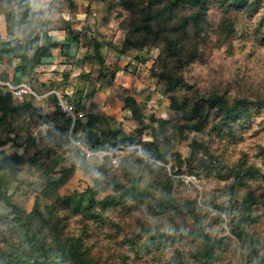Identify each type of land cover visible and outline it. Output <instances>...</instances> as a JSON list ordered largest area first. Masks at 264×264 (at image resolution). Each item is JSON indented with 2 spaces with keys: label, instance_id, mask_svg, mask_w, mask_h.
<instances>
[{
  "label": "trees",
  "instance_id": "16d2710c",
  "mask_svg": "<svg viewBox=\"0 0 264 264\" xmlns=\"http://www.w3.org/2000/svg\"><path fill=\"white\" fill-rule=\"evenodd\" d=\"M17 1L19 9L14 0H0V14L5 18L8 36L24 40L39 28L42 45L33 51L29 63L22 62L0 74L2 80L12 85L24 82L25 69L35 73L42 59L61 45L49 34L51 26L45 23L44 13L31 8L32 0ZM86 1H102L109 10L118 9L116 13L120 17L129 13L121 51L147 47L160 50L150 67V75L163 85L162 93L170 99L173 116L149 113L141 102L128 95L125 107L137 120L148 119L150 123L137 127L134 134L119 138L120 131L106 117L86 112L76 122V135L85 136L86 129H95L100 133L95 148L111 150L117 144H124L131 146L128 154L118 164L112 163L109 155L95 166L84 157L75 159L69 166L60 168V175L36 193L30 211L13 205L10 183L16 180L17 187L23 183L18 179L23 165L40 169L38 166L45 162L41 159L43 151L37 150L29 158L13 153L1 159L0 202L11 205L12 210L0 213V220L4 221L12 213L15 215L0 239V264H99L87 241L88 222L103 226L107 221L112 223L110 211L127 214L139 209L149 215L166 216L173 223L171 229L141 227L126 237L131 249L139 253L141 249L161 252L170 244L189 241L191 246L187 250L174 248L164 264H223L231 241L236 239L239 264H264V237L259 230L263 216L256 212L264 204V95L231 94L217 88L203 90L187 79L190 66L205 58L208 39L215 37L214 45L218 48L232 43L241 17L258 16L253 36L259 44H264V0ZM214 7L219 10L216 24L209 18V11ZM35 16L39 17V23L34 27ZM63 47L66 51L68 44L64 43ZM100 48V41L94 38L92 55L101 65L100 83L103 84L112 80L120 67L108 66ZM14 97L8 86L0 90V147L11 141L15 143L10 135L15 129L9 117L23 104L16 105ZM82 99L83 94H76L70 100L77 108L84 109ZM61 115L64 126L60 131L66 136L70 120ZM85 118H88L86 122ZM147 128H153L149 136L145 135ZM51 132L52 129L48 130L47 135ZM190 132L194 133L190 152L183 156L173 149L171 135L184 140ZM249 138H253L254 151L242 149L237 158L224 157L218 147L221 144L226 150ZM51 156L48 153L47 158ZM174 159L178 174L195 173L217 184L224 182L225 187L219 188L227 196L226 200L214 201L208 194L201 201L197 197H179L173 175L167 168ZM77 169L85 175L68 183V176ZM239 187L246 191L237 203ZM102 192L107 193L98 197ZM210 208L217 212L205 222ZM78 215L84 223L81 232L71 231L70 220ZM226 218L227 226L221 225L219 229L221 235L213 233V225ZM126 257L122 256L118 264H128Z\"/></svg>",
  "mask_w": 264,
  "mask_h": 264
},
{
  "label": "crops",
  "instance_id": "0c3cea01",
  "mask_svg": "<svg viewBox=\"0 0 264 264\" xmlns=\"http://www.w3.org/2000/svg\"><path fill=\"white\" fill-rule=\"evenodd\" d=\"M31 8L35 12L44 13L45 23L51 26L49 34L53 40L61 42V45L54 48L50 56L42 59L41 64L35 68V73L29 68L25 69V81L20 84L28 85L33 92L28 91L14 97L16 105L23 104L17 113L9 117L15 129L10 132L15 143L11 141L0 149L11 146L13 153L23 154L28 158L41 150L42 160H55V164L60 163L61 166H69L75 159L84 157L81 150L71 149L68 134L65 136L60 131L64 126V118L54 93L56 90L65 93L72 100L76 94H83L82 106L85 111L106 117L110 125L120 131L117 136L119 138L130 134L127 131L128 124L135 123L137 128L150 123L148 119L137 120L125 104L128 95L138 103L152 102L149 95L153 87L147 71L152 66L153 58L146 55V50L121 51L126 27L123 25V17L117 16L115 9L109 10L102 1L89 3L86 0H32ZM35 19L39 23V17L35 16L32 26L35 25ZM0 37H9L3 14H0ZM94 38L101 43L105 63L111 67H120L114 78L103 84L100 83L101 65L92 55ZM64 43L68 44L66 51ZM32 55L33 53L31 57ZM22 62L25 61L18 58L0 62V74L9 72L11 67ZM0 81L1 90L9 81L2 80L1 77ZM87 120L85 118L83 121ZM40 128L43 135L38 137ZM50 129L52 132L47 135ZM149 130L151 134L153 128L145 130L146 136L150 135ZM48 153L52 155L49 159ZM103 159L94 157L85 158V161L95 166ZM69 180L72 179L67 178L68 183Z\"/></svg>",
  "mask_w": 264,
  "mask_h": 264
},
{
  "label": "rangeland",
  "instance_id": "374dc122",
  "mask_svg": "<svg viewBox=\"0 0 264 264\" xmlns=\"http://www.w3.org/2000/svg\"><path fill=\"white\" fill-rule=\"evenodd\" d=\"M110 3H113V1ZM110 3L108 2V4ZM14 4L17 6V9H19L17 0H14ZM116 11L119 12L118 9ZM120 13L122 14V12ZM209 18L213 24H216L219 18V10L215 7L212 8L209 11ZM258 19V16L250 18L246 15L241 17L232 43L226 44L221 48L214 45L215 37L208 39L210 43L207 47L206 56L204 59L190 66L187 72L188 81L195 82L199 87H202L203 90L217 88L228 90L231 94L264 95V44H259L253 36V29ZM128 20L129 13L125 12L122 20L126 22L123 23L125 27L128 24ZM34 22L35 27L38 25V21L35 19ZM144 50H146V55H148V57L153 58V61L160 51L155 47H147ZM153 61L152 64L154 63ZM147 74H150V68H148ZM149 82L153 87L151 89L149 88V98L152 97L150 99L152 102H141L146 111L154 113L157 116L172 117L173 113L169 109L170 99L168 95L162 93L163 85L158 83L153 76H151ZM135 126V123L132 125L128 124L127 131L130 134H134ZM150 130L148 134H150ZM193 136L194 133L190 132L186 139L178 140L176 135H171L173 149L180 151L183 156H187L190 152L189 143ZM243 143L230 145L226 150H224V146L221 144H218V147L224 157L237 158L242 149H246L250 152L254 151L255 144L253 138H249ZM12 151L13 149L11 146L0 149V160L12 155ZM128 151L124 154H128ZM259 161V163H262L261 159H259ZM60 166V163L55 164V160H46L42 165L38 166L40 169L25 165L21 166L18 179L23 181V183L20 187H17L18 184L16 180H11L10 183L9 193L12 194L13 205H16L20 209L30 211L33 207L36 193L41 191L49 180L60 175L61 170L59 169L63 167ZM167 168L173 175L175 193L179 197H197V199L201 201L208 194L214 201L226 200L227 196L219 188L225 187L224 182L217 184L215 180L202 175L197 185L190 186L183 183V181L178 178V173H176V171L179 167L176 159L167 165ZM83 176V171H76L74 175H70L68 178L74 179ZM245 191L246 188L244 187H239L237 189V203L241 202ZM107 192L100 193L98 197L104 196ZM44 201L45 200H43V202ZM11 210V205L0 202V213ZM216 212V209L210 208V211L206 213L207 217L205 222H208L214 217ZM256 212L263 216L259 230L264 237V204L260 205ZM109 213L112 223L107 221L103 226H99L93 221L88 222L89 234L87 236V241L91 246L92 254L99 264H118L122 256H127L126 260L128 264H164V262L171 257L174 248L180 247L181 249L187 250L191 246L189 241H186V244L177 242L168 245L161 252L155 250L146 252L144 249H141L139 253L133 248L131 249V246L125 241L126 237L130 236L132 233L138 232L141 227H148V225H150L159 229H171L173 223L166 216L149 215L143 212L142 209L137 210L135 213L127 214L122 211H110ZM14 215L15 214L12 213L7 219L5 218L4 221L0 220V239H2L3 233L8 230L9 226L7 223L13 222ZM79 219L80 216L78 215L70 220L69 229L71 231L81 232L84 223ZM227 223L228 218L220 224H214L211 231L217 235H221L219 232L220 226H227ZM237 248L238 242L236 239H233L223 264H239L240 256L237 252Z\"/></svg>",
  "mask_w": 264,
  "mask_h": 264
},
{
  "label": "built area",
  "instance_id": "2783aa9c",
  "mask_svg": "<svg viewBox=\"0 0 264 264\" xmlns=\"http://www.w3.org/2000/svg\"><path fill=\"white\" fill-rule=\"evenodd\" d=\"M1 82V81H0ZM10 89H12L15 96L22 95L25 92H33L32 89L26 84L12 85L9 82L5 83ZM57 96L59 110L65 118H68L69 121V131L68 139L70 142L71 149H79L83 152L86 159H91L94 157L104 158L105 155H109L112 163L118 164V162L125 155L124 153L128 151L131 147L126 145H116L111 150L98 149L94 147V144L91 143L85 136H78L75 133V125L77 120L83 119L86 115L85 109L77 108L76 104L72 102L69 97L61 92L54 91ZM178 178L187 185H197L200 181V176L195 173H179L177 174Z\"/></svg>",
  "mask_w": 264,
  "mask_h": 264
},
{
  "label": "water",
  "instance_id": "95a60500",
  "mask_svg": "<svg viewBox=\"0 0 264 264\" xmlns=\"http://www.w3.org/2000/svg\"><path fill=\"white\" fill-rule=\"evenodd\" d=\"M42 45V32L37 29L34 34L24 40L14 37H0V62L4 63L8 58H18L26 63L30 62L32 51ZM43 135L42 128L39 129L37 136ZM85 137L93 144L99 140L100 133L95 129L88 128L84 133Z\"/></svg>",
  "mask_w": 264,
  "mask_h": 264
}]
</instances>
